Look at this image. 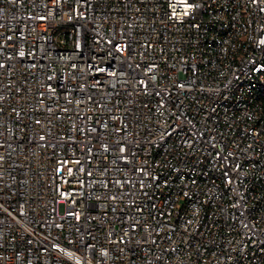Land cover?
Masks as SVG:
<instances>
[{
    "label": "built area",
    "instance_id": "built-area-1",
    "mask_svg": "<svg viewBox=\"0 0 264 264\" xmlns=\"http://www.w3.org/2000/svg\"><path fill=\"white\" fill-rule=\"evenodd\" d=\"M0 264H264V0H0Z\"/></svg>",
    "mask_w": 264,
    "mask_h": 264
}]
</instances>
